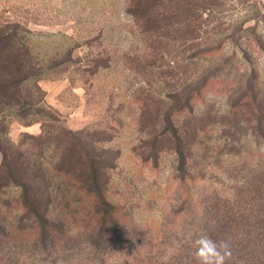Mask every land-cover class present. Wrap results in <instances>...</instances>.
Returning <instances> with one entry per match:
<instances>
[{"label":"rangeland","instance_id":"374dc122","mask_svg":"<svg viewBox=\"0 0 264 264\" xmlns=\"http://www.w3.org/2000/svg\"><path fill=\"white\" fill-rule=\"evenodd\" d=\"M163 2L150 29L127 12L128 0H0V23L25 30L39 56L57 57L38 80L44 102L65 127L118 154L112 196L132 205L141 222L156 226L177 205L175 139L163 116L175 98L199 89L192 110L172 116L189 174L207 181L205 203L218 198L241 223L229 240L231 259L264 264V145L244 101H235L249 83L258 99L264 95V0ZM40 129L14 120L9 137ZM152 152H159L157 164ZM252 179L261 183L258 192L244 185ZM184 239L179 234L172 244Z\"/></svg>","mask_w":264,"mask_h":264},{"label":"trees","instance_id":"16d2710c","mask_svg":"<svg viewBox=\"0 0 264 264\" xmlns=\"http://www.w3.org/2000/svg\"><path fill=\"white\" fill-rule=\"evenodd\" d=\"M163 1L171 0H128L127 12L150 29ZM161 17L159 23L165 20ZM65 56L70 57V50ZM55 58L39 56L17 24L0 23V264H196L194 241L201 235L228 242L236 236L241 223L229 209H220L218 198L213 206L205 203L207 181L189 174L190 158L172 120L175 113L192 110L199 89L175 98L163 116L175 139L177 165L170 185L174 183L179 199L162 211L155 226L135 218L132 205L114 200L109 172L118 154L102 148L101 140L89 133L65 127L44 102L38 80L55 66ZM257 97L249 83L235 101H244L249 121L256 124L257 142L264 145V95ZM14 120L39 122L41 129L13 141L9 127ZM158 154L150 156L156 164ZM246 184L250 192L261 188L257 179ZM189 223L193 228H187ZM179 234L185 239L172 244ZM234 245L239 251L241 243ZM237 255L228 264H241Z\"/></svg>","mask_w":264,"mask_h":264},{"label":"clouds","instance_id":"9594fccd","mask_svg":"<svg viewBox=\"0 0 264 264\" xmlns=\"http://www.w3.org/2000/svg\"><path fill=\"white\" fill-rule=\"evenodd\" d=\"M196 264H228L232 257L230 243L225 240L215 241L201 235L194 241Z\"/></svg>","mask_w":264,"mask_h":264}]
</instances>
